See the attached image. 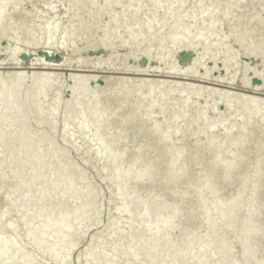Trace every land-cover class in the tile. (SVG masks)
<instances>
[{
  "label": "rangeland",
  "instance_id": "rangeland-1",
  "mask_svg": "<svg viewBox=\"0 0 264 264\" xmlns=\"http://www.w3.org/2000/svg\"><path fill=\"white\" fill-rule=\"evenodd\" d=\"M8 4L9 0H0V17H6L5 23L0 24V32L3 28L8 29L6 24L16 23L17 29L11 36L7 49L9 51L19 49L20 52L15 58L36 62L37 67L46 66L49 67L46 71L53 72L51 79L44 81L50 82L52 87L50 91L43 94L44 84L31 96V100L36 102L38 107L28 116L30 129L23 141V148L28 147L33 139L36 129L34 122L37 117L49 111L57 97L62 96L64 103L55 123L43 128L37 150L34 151L31 160L21 159L8 163L16 149L17 137L21 133L19 122L24 118V107L27 104L23 99L30 93L32 77L25 82L17 80L11 85L10 90H0V129L3 125L1 115L5 112L10 115V122L2 131L3 137L10 142L3 144L0 141L2 154L0 158V176H2L0 179V229L9 226L14 228L13 238L10 241L11 249L19 248L20 252L32 253L41 248L48 253L49 258H52L53 264H154L153 259L163 248L161 243L153 247L149 246L147 254H132L128 258L121 259L118 256L125 240L132 235L133 230L141 222L140 204L144 198L149 197V194L145 196L138 188L135 189L136 204L133 210L136 214L129 217V211L122 209L128 200L129 185L116 178L118 170L123 169L122 159L125 156L123 153L110 149V145L113 146L120 137L127 138L132 133L130 140L128 138L125 143L127 149L136 144L139 136L147 133L161 138L166 137V150L170 152L175 148H181L184 160L195 157L196 163H200L205 158L213 157L218 163L228 162L232 158L240 125L246 121L242 133V138H245L256 133V130L261 129L264 124V119L254 118L257 108L264 103H255L251 100L252 97H248L262 96L264 98V86L258 88L264 79L249 73L250 71L264 73L261 71L262 61L258 64V61L255 62L253 59L264 49V0H214L202 8H200L199 0H192L186 6L178 2H166V0H57L53 9L42 8V0H20L19 5L12 10L7 9ZM110 5L114 7L112 13H109L108 9ZM150 6L153 8L148 12ZM163 9L170 15L167 25L157 23L164 19ZM146 14H148L147 17ZM177 16H185L184 26L168 34V27L175 24ZM192 16L200 19L193 23ZM228 17L230 21H226ZM138 21L145 24L138 26L136 24ZM45 22H49L50 26L42 28ZM124 23H127V28L121 33L117 32L110 37L104 34L111 24H115L120 31ZM147 26L154 33L151 40L143 38L147 32ZM132 34L135 36L130 39ZM45 37H49V40L44 41ZM192 38L198 42V46H191L185 54L192 59L180 60L179 55L172 52L173 48L181 47L184 41ZM100 41L111 44L109 50L113 55V58H110L105 54L102 57V54L99 55L100 52L96 53V56L99 55L96 61L102 65L137 67L141 64L144 53L149 51L151 55L149 67L170 66L177 73L155 74L150 72L151 70L147 72L160 79L193 82L201 87L181 85L179 92L175 94L160 93L152 100L145 101L140 97L151 86L139 84L124 100V108L112 115L110 110L117 101L113 92L119 79L111 81L105 87V92L86 93V87L90 83L82 77L77 81L78 90L75 93H67L73 81L67 78L70 67L63 66L77 60L74 53L68 54L67 48L70 45L78 48L84 42H87L86 45H92ZM169 41L173 46L165 48L162 60L156 61L155 58L161 48ZM203 43L211 44L206 54L202 47ZM224 45L231 50L223 52ZM62 49H65L63 54ZM232 49L234 52L237 51L235 55L232 54ZM135 50L137 54H129ZM81 57L83 60L87 58ZM104 71L102 72L104 75H109L114 70ZM1 82L0 77V84ZM103 82L100 83L101 86L98 85V89L104 87ZM157 84L158 92L171 85L169 82ZM75 100H79V104L75 105ZM139 104H144L142 112L132 113L131 108ZM86 107H89L86 115H76ZM169 110H176L183 116L176 118L166 116ZM198 110H203V113L199 114ZM145 114L151 115L153 125L148 128L134 126L133 122ZM124 116L129 120L122 121ZM217 120L219 123L209 126ZM192 122L195 124L190 125ZM74 124L82 125L83 132L88 134L96 127L98 133L86 137L82 134L83 132H78ZM64 125L71 128L67 133L66 143H62L57 135ZM166 126L167 130H164ZM118 132L119 134L115 135ZM182 132H185L184 137L180 138L179 134ZM213 136L219 137L217 144L225 146L222 152L214 153L212 148L196 149L193 146L195 141L205 144ZM261 140H263L262 137ZM260 141L259 145H261ZM73 144H80L81 149L84 150L74 151ZM96 144H99L101 148L95 156L84 154L87 148L90 149ZM159 144L161 142L156 141V152L162 151L161 147H158ZM259 145L258 149L261 147ZM147 147L152 148L151 143L144 145V148ZM48 149L54 152L51 154ZM258 149L254 148L248 153L243 149L237 152V156L245 157L248 154L247 158H254L259 152ZM43 153L45 157H42ZM66 158H69L73 166L65 167L61 164V161ZM128 165H131V162H128ZM198 166L199 164H196V167ZM18 168L22 171L19 177L16 176ZM33 169L37 170L36 175L34 178H29ZM50 169L56 171L55 175L47 184H43L46 173ZM200 169L195 168L193 172L198 175L202 171ZM105 170L109 181L100 186L96 176L101 175ZM172 172L169 183L177 184L182 170L177 167ZM221 175L223 173L219 171L218 176ZM210 183L208 184L211 185ZM70 185H73L78 192L65 195V190ZM85 185L87 190L79 192ZM209 185H206V188H209ZM229 187L233 189L227 187V190L234 191V187L237 188L234 184ZM225 190L226 186L216 189L218 193ZM42 193H49V196L42 200ZM166 196L165 191L161 192L157 203L148 209L150 215L155 213L160 200ZM249 197H246V202L249 201ZM236 198L239 196L236 195ZM88 201L89 207L82 209L81 207ZM54 202L62 203L63 207L51 206ZM74 205L75 207H72ZM168 206H165L159 214L164 216L163 212L168 209L166 208ZM113 207L117 210L112 211ZM29 212L35 216L27 222L15 216H23ZM230 214L236 215L235 218L225 219ZM247 217L248 212L245 209L237 212L234 209H224L213 216L216 224L221 226L199 239L192 252L185 245L177 254L171 251L166 252L157 264H185L184 260L188 256L191 257L193 264H197L200 260L203 261L202 264L215 261L218 264L219 256L217 258L209 256L208 252L220 246L223 241L220 253L222 254L225 236L233 229L236 233L225 252L230 261H233V264H258L260 259L254 263L250 261L251 258L247 252H244L245 257L242 258L243 251L238 250L239 243L248 231ZM59 218L68 220V227L51 230L49 226ZM79 219L81 222L77 224ZM107 222H110L112 226L102 232L99 245L88 243V239L100 232ZM156 231L157 228L150 223L148 229L131 236L133 244L138 248L148 247ZM173 236L167 239L168 243L173 241ZM62 238H66V241L51 250V243L58 242ZM193 238L194 235L190 233L186 243ZM28 240L32 241L22 245ZM263 241L262 239L259 244ZM113 244L117 245L111 249ZM2 246V240H0V259L5 255ZM68 257H73L74 260L72 258L68 260Z\"/></svg>",
  "mask_w": 264,
  "mask_h": 264
},
{
  "label": "bare ground",
  "instance_id": "bare-ground-1",
  "mask_svg": "<svg viewBox=\"0 0 264 264\" xmlns=\"http://www.w3.org/2000/svg\"><path fill=\"white\" fill-rule=\"evenodd\" d=\"M192 0H166V2H178L180 5H188ZM200 1V8L203 6L209 5L214 0H199ZM57 0H42V8H50L53 9L54 4ZM20 0H9V4L7 6L8 10L14 9L17 5H19ZM152 6L148 8V12L152 10ZM109 13H112L114 7L112 5L109 6ZM167 10L163 9L162 14H164V19L157 21L158 24L167 25L170 19V15L166 13ZM148 14H146L147 17ZM192 22H197L200 18L197 16H192ZM211 18V17H210ZM185 16H177V20L173 26L168 27V34L175 32L179 28L184 26ZM209 20V18H208ZM231 19L228 17L226 21H230ZM6 21V17H0V24H4ZM50 23L45 22V25L42 28L49 27ZM138 26H142L145 22L138 21L136 23ZM58 25V24H56ZM8 29H4L0 32V77L2 82L0 84V90H10L11 85L15 83L17 80L20 82H25L32 77L31 85L29 86L30 93L27 97L23 100L26 101V106L24 107V118L19 122V126L21 127V133L16 138V149L13 151L11 157L8 160L9 162H15L17 160L26 159L31 160L34 151L37 150L38 147V140L41 138L42 130L45 126H52L58 116L61 114V106L63 103V97H57L51 106V109L45 113H42L34 122L35 130L32 136V141L30 142L28 147L23 148V141L26 135L29 133V126L30 122L28 121V116L33 113L38 104L31 100V96L34 95L39 89L45 84L44 88V95L50 91L51 84L49 81H45V79H51L52 76L51 71H46L49 67H37L36 62L33 61H25L19 60L15 58L19 54V49H14L13 51H9L7 46L10 42L11 36L14 34L15 30L17 29V24H6ZM120 31L117 30L115 24H111L107 30H105L104 34L107 37H110L117 32L121 33L125 28H127V23H124L120 27ZM201 29H199L200 31ZM251 31V29L249 30ZM93 36V33L91 34ZM135 34L130 36V39H133ZM154 37V33L150 27L147 26V32L144 35V39L151 40ZM49 37H45L44 41H48ZM46 43V42H43ZM84 42L78 48L73 47L70 45L67 48L68 54L71 52L74 53L77 60L68 62L64 64L63 67H70V71L67 73L68 79L73 81V85L70 89L67 90V93H75L79 86H78V79L79 78H86L87 81L90 83L86 87L87 91L89 92H105L106 86L113 81L114 79H119L120 81L116 84V91L114 90V98L117 100L114 107L110 110L113 114H116L117 111L122 110L124 108L125 99L127 96L132 94L134 88L136 86L147 84L150 85L151 88L146 90L143 95H141V99L145 101L152 100L157 94L163 93L166 95H172L180 90L181 85L188 86H199L201 85L193 83V82H185L180 80H165L157 78L156 75L150 74L147 71H150L155 74H159L160 72H169L172 74L177 73L173 71L170 66H164L162 68H151L149 67V61L151 60V55L149 51H146L144 57L142 58L141 64H138L137 67H119L111 65H102L98 63L96 60L98 59L99 55H108L107 57L113 58L109 47L111 44L100 41L95 42L92 45H86ZM184 44L181 47L173 48L172 52L174 54L179 55L180 60H191L192 57L185 54L188 53V48L191 46H198V42L195 39H188L183 42ZM126 47V45H123ZM173 44L169 41L166 43L160 50L159 54L156 56V61H161L163 58V53L165 52V48L172 47ZM202 47L204 48V53L206 54L209 52L211 44L210 43H203ZM223 52H226L229 49L227 45L222 47ZM232 54L235 55L237 51L232 49ZM65 49H62L61 53L63 54ZM100 52L98 56L95 54ZM130 55L137 54V50L132 51L129 53ZM81 56H85L86 60L81 59ZM184 56V57H182ZM101 57V56H100ZM104 57V55L102 56ZM106 57V56H105ZM182 57V58H181ZM189 57V58H188ZM153 59V58H152ZM255 62L258 61V64H261L262 61V72H264V49L261 50L260 53L254 56L253 58ZM83 60V61H81ZM196 60V59H195ZM151 62V61H150ZM61 66V64L59 65ZM104 70H114L109 75H104L102 72ZM117 70V71H116ZM258 77H262L264 79V73H252ZM117 74V75H113ZM103 79V80H102ZM104 86L102 89H98V85ZM159 82H169L171 85L168 86L166 89L157 90ZM264 80H262L261 85L258 88H263ZM146 85V86H147ZM154 88V89H153ZM243 96L245 94H242ZM44 97V96H43ZM252 97L251 100H254L255 103H264V98L262 96H248ZM11 104H13L11 102ZM74 104H79V100H75ZM15 106V105H13ZM18 106V105H17ZM21 106V104H20ZM144 104H139L131 108L132 113H140L143 110ZM103 107V106H102ZM104 108V107H103ZM89 110V107H86L83 111H79L76 113L77 116L86 115ZM199 114L203 113V110H198ZM169 117H181L183 114H180L176 110H169L167 115ZM1 122L3 123L0 129V141L3 144H9V139L3 137L2 131H4L5 125L10 122V115L8 113H3L1 115ZM136 118V117H135ZM168 118V117H167ZM254 118H262L264 119V104H261V107H258ZM126 119L124 116L122 121ZM127 121L129 119H126ZM126 121V122H127ZM132 122V121H131ZM121 123V122H120ZM219 121H215L211 123L209 126H215ZM195 122L190 123V125H194ZM246 124H241L238 131L237 141L234 144V151L232 154V158L226 163H218L213 157H208L207 159L201 161L200 163L197 162V158L191 157L189 160H184L181 155V148H175L174 150L168 152L165 148L166 137H159L158 135L152 134H142L137 138V142L135 145H132L129 148H125V143L128 141L129 137H132V133L127 138H119L114 145H110V149L114 151L123 153L125 158L122 159V166L116 173V178L121 179L125 183L129 185L128 191L129 196L128 200L124 203L122 209L129 211V217L136 214V211L133 210L134 205L136 204L135 198V189L138 188L141 194L147 196L148 198H144L143 202L140 204V217L141 222L136 226L133 230L132 235L137 234L139 232H143L144 230L149 228L150 223H153L154 227L157 228L155 236L150 239L148 247L138 248V246L134 245L129 236L128 239L122 245V249L120 250L119 258H128L129 255L132 254H147L149 250V246L153 247L159 243L163 245V248L160 254L153 259V263L157 264L159 260L166 254V252L171 251L174 254H177L183 246H187L188 250L192 252L195 249L196 243L199 239L203 238L208 232L216 229L218 226L213 216L217 215L219 212H222L224 209H234L236 212L245 209L248 212V217L246 219V224L248 227L247 233H245V237L241 240L238 246L239 251L247 252L250 258L254 257H264V241L262 244H259L260 241L264 240V124L261 129H257L256 133L249 135L245 138H242L243 128ZM76 125V129L78 132H83L84 127L82 125ZM72 125V126H74ZM133 125H140L143 127H150L153 125L152 117L150 114H145L141 116L139 120L133 122ZM70 127L68 125H64L57 135L62 143H66L67 133L70 131ZM164 130H167V126L164 127ZM121 131V130H119ZM98 130L94 127L92 130L88 132H83L86 137L97 135ZM184 133L182 132L179 134V137H184ZM116 133L115 135H118ZM151 135V136H150ZM56 136V135H53ZM261 137L263 140H261ZM218 136H213L210 138L205 144L196 142L193 146L196 149L205 148H212L214 153L222 152L225 146L221 144H217ZM164 139V141H163ZM49 140V139H47ZM130 140V138H129ZM133 139L131 138V141ZM261 140V141H260ZM156 141H160L161 144L158 147H161L162 151L156 152ZM260 144L259 145V142ZM151 143L152 148H144V145L147 143ZM258 143V144H257ZM258 145L261 146L258 149ZM150 146V145H148ZM73 150L79 152L81 149L80 144H73ZM257 147V148H256ZM23 148V149H22ZM101 148L99 144H96L94 147L90 149L87 148L85 150V155L87 156H95L98 150ZM258 149L259 152L254 156V158H247L245 157H238L237 152L243 149L249 152L252 149ZM51 154L54 152L51 149ZM45 153H43L42 157ZM0 158H2V154L0 153ZM128 162H131V165H128ZM61 164L65 167L73 166L69 158L63 159ZM196 164H199L196 167ZM129 169H128V168ZM181 168L182 172L179 174L177 184H170L169 180L171 174L173 173L172 170L174 168ZM195 168H201L200 173L196 175L193 171ZM190 169V172H188ZM219 171H222L223 175L218 176ZM37 170H32L29 174V178H34L36 175ZM55 170L50 169L46 173V177L43 180V184H47L55 175ZM106 170L99 176H96L97 180L100 183V186H103L107 183L108 178L105 175ZM196 172V170H195ZM22 171L20 168L16 170V176L19 177ZM195 174V175H194ZM191 175V176H190ZM145 176V177H144ZM147 176V177H146ZM2 176H0V179ZM143 180V181H142ZM211 182V183H210ZM210 183L211 185H209ZM59 185V183H57ZM236 185L237 188L234 187L233 190H227V187L230 185ZM206 185H209V188H206ZM226 186V190L222 193H218L216 189ZM204 187V188H201ZM82 189L79 191H86L87 185L82 186ZM166 192V197L160 200L159 207L155 210L153 215L148 213V209L157 203L158 197L161 192ZM78 192L73 185H70L65 190L66 194H72ZM120 195V193H117ZM151 195V196H150ZM236 195L239 198H236ZM49 196L48 194L42 193L41 199H45ZM249 197V201L246 202V197ZM170 204H173L171 209L167 214L164 216L160 215V211ZM51 206H60L63 207L62 203H52ZM193 206V207H192ZM72 207H75L72 206ZM89 207V201L86 202L81 208L87 209ZM117 208L113 207L112 211H116ZM195 210V212H194ZM15 215V213L13 214ZM16 217H21L23 222L30 221L34 218L32 212L27 213L26 215H15ZM13 216V218H15ZM236 215L230 214L225 217L226 218H235ZM81 220L77 221L79 224ZM68 220L65 218H59L51 223L49 226L51 230H58L60 228H67L68 227ZM111 223L107 222L101 231L96 233L94 236L88 239V243H92L95 245H99L100 238L102 236V232L106 229L111 227ZM58 228V229H57ZM166 228L167 230H162ZM13 231L14 228L11 226L7 228L0 229V240H2V249L5 252V255L0 259V264H53L52 258L48 257V253L43 249H38L35 252H20L19 248L11 249L10 241L13 238ZM192 233L194 238L187 242L188 235ZM236 230L233 229L227 233L225 236V243L223 244L224 252L219 255L218 264H233V261H230L228 256L226 255V250L229 246V242L233 239ZM39 234V233H37ZM175 234V236H173ZM173 236V241L168 243L167 239ZM32 240L25 241L23 244H29ZM66 241V238L60 239L58 242L51 243V250H54L59 244H62ZM115 243V242H113ZM32 244V243H31ZM117 244H113L111 249H113ZM97 247V246H96ZM118 247V246H117ZM116 247V249H117ZM115 249V250H116ZM74 260L73 257H71ZM68 257V260L71 259ZM191 257H186L184 260L185 264H193ZM203 261H198L197 264H202ZM240 264V263H238ZM244 264V263H241ZM258 264H264L263 260L260 259Z\"/></svg>",
  "mask_w": 264,
  "mask_h": 264
},
{
  "label": "water",
  "instance_id": "water-1",
  "mask_svg": "<svg viewBox=\"0 0 264 264\" xmlns=\"http://www.w3.org/2000/svg\"><path fill=\"white\" fill-rule=\"evenodd\" d=\"M172 205H173V204H170L168 207H166V208H168V209H166L163 213L166 214V213L171 209ZM192 207H193V206H192ZM194 212H195V210H194ZM238 240H239V238H238ZM238 240H237V241H238ZM222 243H223V241H222ZM222 243H221L220 246L211 249V250L208 252V255L217 258V256H219L220 253H221V250H222V249H221ZM241 257H242V258L245 257L244 252L241 253ZM258 259H262V260H264V258H260V257L258 256V257H256V258H251L250 261H252V262L255 263ZM209 263H210V264H216V261H215L214 263H212V262H209ZM176 264H180V263H176Z\"/></svg>",
  "mask_w": 264,
  "mask_h": 264
}]
</instances>
